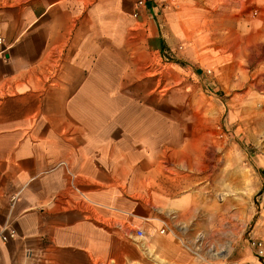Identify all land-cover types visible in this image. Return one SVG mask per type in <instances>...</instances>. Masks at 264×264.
<instances>
[{"label": "crops", "instance_id": "crops-1", "mask_svg": "<svg viewBox=\"0 0 264 264\" xmlns=\"http://www.w3.org/2000/svg\"><path fill=\"white\" fill-rule=\"evenodd\" d=\"M138 1L0 0V264H264L197 230L205 95L253 92L264 0Z\"/></svg>", "mask_w": 264, "mask_h": 264}, {"label": "rangeland", "instance_id": "rangeland-1", "mask_svg": "<svg viewBox=\"0 0 264 264\" xmlns=\"http://www.w3.org/2000/svg\"><path fill=\"white\" fill-rule=\"evenodd\" d=\"M240 70L239 78L249 76L248 85L254 84L252 93L205 95L207 128L200 131L216 150L208 146L204 160L200 198L208 220L197 230L208 250L221 242L225 257L243 243L254 261L264 263V253L258 255L264 252V48L254 65Z\"/></svg>", "mask_w": 264, "mask_h": 264}, {"label": "built area", "instance_id": "built-area-1", "mask_svg": "<svg viewBox=\"0 0 264 264\" xmlns=\"http://www.w3.org/2000/svg\"><path fill=\"white\" fill-rule=\"evenodd\" d=\"M143 5V2L140 0V1H138L137 3H136V7H141ZM136 15V14H135ZM254 15H256V13H254ZM3 44V40L1 39V37H0V45H2ZM135 236L136 237H139V238H141V237H143V233H142V231L141 230H136L135 231ZM13 237V235L11 234V235H2V234H0V239L2 240V241H7L8 239H10V238H12ZM254 245V244H253ZM260 247V245H258V248ZM262 253H264V252H262L260 249H259V252H258V255L259 256H261L262 255Z\"/></svg>", "mask_w": 264, "mask_h": 264}]
</instances>
